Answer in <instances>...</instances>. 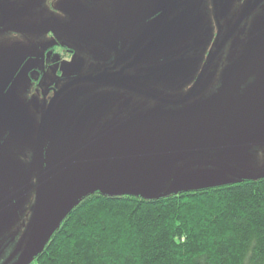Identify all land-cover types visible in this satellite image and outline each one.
<instances>
[{
  "label": "flooded vegetation",
  "instance_id": "1",
  "mask_svg": "<svg viewBox=\"0 0 264 264\" xmlns=\"http://www.w3.org/2000/svg\"><path fill=\"white\" fill-rule=\"evenodd\" d=\"M207 3L30 0L29 6L13 8L10 0H0V48L8 45L4 35L15 38L13 54L0 49V72L8 78L4 87L0 84L3 123L19 125V98L39 130L51 109L62 108L67 95L79 88L85 93L78 104L107 98L110 118H128L142 107H184L189 96L202 99L218 92L233 64L239 67L237 76L229 78L238 93L263 95L264 0H212L218 29L214 37L207 34V49H199L202 40L196 33L205 20L197 10L205 13ZM166 67L173 72L169 80L163 77ZM190 71H197L195 81L187 83ZM15 82L23 87L17 98ZM186 83L189 88L183 87ZM169 84L174 98L163 96Z\"/></svg>",
  "mask_w": 264,
  "mask_h": 264
},
{
  "label": "water",
  "instance_id": "2",
  "mask_svg": "<svg viewBox=\"0 0 264 264\" xmlns=\"http://www.w3.org/2000/svg\"><path fill=\"white\" fill-rule=\"evenodd\" d=\"M238 68V65L231 66L228 72L231 74L226 76L227 80L209 103L206 104L203 98L194 99L189 96L185 100L188 104L184 107L161 106L170 112H163L160 108L142 115L133 113L125 119L116 117L109 119L110 110L105 105L108 99L89 98L78 104L77 99L85 93L79 88L75 93L70 92L67 95L62 108L57 111L51 109V114L45 116L39 130H34L32 121L25 114L17 117L18 126H10L8 121L7 125L4 124L6 115L0 114V142L4 138L3 143H0V156L8 150H19L18 147L6 148L9 145L28 146L32 139L29 129L37 133L27 147L31 151L29 159L33 170L31 174H22L17 167L12 168L7 163H0L2 202L17 200L8 208H2L4 212H26L27 208L23 206L27 198H32L33 193L35 196L30 207L31 215L25 236L27 238L26 241L25 238L22 240V243L25 241L27 245L17 264L33 262L66 216L82 198L94 192L98 191L108 196L139 195L155 199L181 191L200 190L264 177V174L237 176L221 183L185 188H178L172 184L168 191L156 196L143 195L131 190H114L109 187L110 182L122 176L130 178L149 176L142 171L141 166L121 163L120 157H116L120 152L132 150L144 153L141 151L156 144L157 146L165 144L172 159L177 156V149L180 155L189 154L194 150H201L206 154L205 147L208 142L218 140V143H235L238 137L228 135L239 132L246 123L262 121L260 125L264 126V106L254 102L252 91L247 95H241L236 87L232 86L235 83L229 77L233 79V76H237ZM261 97L264 99V93ZM257 105L260 108L258 111ZM210 121L213 122L207 128ZM258 136L264 140V134ZM19 155L27 157L24 147L21 148ZM222 173L224 174V171H220V174ZM20 178L27 179L33 186H30L28 194L18 200L17 193L23 190L12 192L8 187ZM11 181L13 182L9 183ZM29 204L30 202L27 206ZM14 225L10 223L9 216L5 215L0 221V237L7 227L13 228Z\"/></svg>",
  "mask_w": 264,
  "mask_h": 264
},
{
  "label": "trees",
  "instance_id": "3",
  "mask_svg": "<svg viewBox=\"0 0 264 264\" xmlns=\"http://www.w3.org/2000/svg\"><path fill=\"white\" fill-rule=\"evenodd\" d=\"M30 264H264V177L155 199L94 192Z\"/></svg>",
  "mask_w": 264,
  "mask_h": 264
},
{
  "label": "rangeland",
  "instance_id": "4",
  "mask_svg": "<svg viewBox=\"0 0 264 264\" xmlns=\"http://www.w3.org/2000/svg\"><path fill=\"white\" fill-rule=\"evenodd\" d=\"M11 7L18 8L20 6H29L30 0H10ZM212 0H208L207 6L204 7L205 13L203 10H197V13H201L204 16L205 23L200 27V31L196 33V36L199 40H202V45L199 49H207V34H210L211 37H214L216 30L218 29V22H214L216 17H219L218 14L212 12L214 5L211 3ZM212 4V5H211ZM216 9L218 10V3L216 2ZM9 8V7H8ZM204 13V14H203ZM207 20H210V26L207 25ZM9 22L12 21L11 17L8 19ZM211 28V30L209 29ZM11 36L4 35V43L8 45L0 49L9 53V50L12 54L15 51L13 43L15 38H10ZM1 38V39H2ZM3 40V39H2ZM194 54H192L193 56ZM195 62V60H194ZM198 71V70H197ZM191 72L190 77L187 79L188 82L195 81L196 72ZM173 76L172 70L164 69L163 77L164 80H169V77ZM192 77V78H191ZM190 79V81H189ZM5 78L2 77L0 72V84L3 87L6 85ZM185 84L184 88H189L188 84ZM170 85V86H169ZM168 88L163 90V96L165 97H175L174 85L169 84ZM182 87L178 88V91H181ZM23 87L20 83L15 82L13 86V92L16 93V98L20 97ZM216 95V93H215ZM214 94L207 93V96L203 98L206 100V104L209 103L213 98ZM259 106H264V99L260 95H255L253 98ZM18 110L20 114H25L28 117L26 112L27 106L25 103L17 98ZM143 106H147L148 103H142ZM257 105V111L260 108ZM161 106H156L153 108L142 107L134 110L136 114H145L148 111L160 109ZM163 112H170L169 110L163 109ZM110 118V115H109ZM28 122V118H27ZM34 122L37 123L36 120ZM213 121H210L207 124V128L212 124ZM262 122V121H261ZM261 122H252L242 125V128L239 132H232L228 136H237V141L235 143L224 144L218 143V140H214L207 143L205 150H207V155L201 150L190 151L189 154L180 155L179 150L177 149L176 155L173 159L171 158L167 146L161 144L160 146L154 145L150 149L143 150L139 153L136 151H123L116 155L120 157L121 163H128L130 166L143 167L142 171L149 176L144 175L139 178L134 177H119L112 182H110L109 187L114 190H131L137 191L143 195L156 196L162 194L169 190V187L174 184L178 188L185 187H198L210 184L221 183L224 180H231L234 177H248V176H260L264 174V140H261V134L263 133L264 126L260 125ZM29 133L32 134V139L36 137V131L29 129ZM258 132V133H257ZM28 142V146L29 143ZM27 145L18 146L9 145L6 148L18 147L19 150H8L2 156H0V163H7L12 168H16L19 172L25 175H29L33 172L30 166V160L26 157H21L19 155L21 148L28 147ZM30 151L28 148L25 149V155L28 156ZM207 157V158H206ZM201 158H206L200 160ZM220 171H224L220 174ZM13 181L9 182L12 183ZM34 183V180L32 181ZM30 186L33 184L29 183L27 179L20 178L14 184L8 187L12 192H17V199H22L25 194L29 192ZM3 197L0 196V221L3 220L4 216H9L10 223L15 225L12 227H7L4 230L3 236L0 237V264H17L19 258L22 256V251L26 247V231L27 224L31 215L30 206L27 208V203H34V193L33 197L27 198L23 208H27L26 212H4L2 208H8L12 203H15L17 200L13 199L12 201L2 202ZM22 208V209H23ZM2 210V211H1ZM23 238H25L22 243Z\"/></svg>",
  "mask_w": 264,
  "mask_h": 264
}]
</instances>
